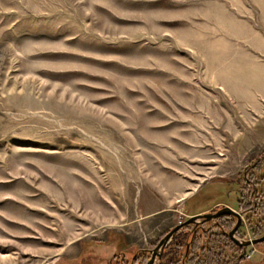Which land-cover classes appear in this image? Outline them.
I'll use <instances>...</instances> for the list:
<instances>
[{"label":"rangeland","instance_id":"rangeland-1","mask_svg":"<svg viewBox=\"0 0 264 264\" xmlns=\"http://www.w3.org/2000/svg\"><path fill=\"white\" fill-rule=\"evenodd\" d=\"M253 182L264 0H0V264H130L223 206L259 238ZM232 243L205 264L264 260Z\"/></svg>","mask_w":264,"mask_h":264},{"label":"trees","instance_id":"trees-1","mask_svg":"<svg viewBox=\"0 0 264 264\" xmlns=\"http://www.w3.org/2000/svg\"><path fill=\"white\" fill-rule=\"evenodd\" d=\"M253 183L255 187L254 189L255 193L253 195L256 204L255 206L263 207L264 204L262 203V198L264 194L260 192V188H259L260 184L257 182H253ZM238 197L239 198L237 200V208L243 211L250 212L251 211L250 202L244 200L242 194H239ZM213 222L214 223L205 222L208 224V226L206 227H200L205 224L204 222L199 224L182 225L179 228V230L173 235L171 241L167 245L166 249L163 251L162 262L160 264H178L180 261V256H182L183 253L185 252L187 244L189 245V247L184 258L185 263L205 264L206 257L214 256V254L212 253L211 254L207 253L209 250V246L207 245L208 241L213 240L214 238L215 239L224 238L225 241L232 243V241L228 238L227 232L234 224L235 218L231 215H221L215 218ZM198 228L201 229V231L193 234L194 231L197 230ZM170 229H168L162 236H164ZM146 260L147 257L142 258L139 261V264H143L144 262H146Z\"/></svg>","mask_w":264,"mask_h":264},{"label":"water","instance_id":"water-1","mask_svg":"<svg viewBox=\"0 0 264 264\" xmlns=\"http://www.w3.org/2000/svg\"><path fill=\"white\" fill-rule=\"evenodd\" d=\"M221 215H232L235 217V224L232 227V229L228 232V237L232 240V242L236 245H238L239 247H246L249 246L251 244H257L260 242L264 241V235L259 237V238H253L251 240H240L238 238H236L234 236V233L236 231V229L238 228V226L241 224V216H240V212H237L235 210H233L231 207L229 206H223L222 208L218 209L215 212H207V213H202V214H196V215H192L187 217V219L182 223V224H196L198 222L201 221H209L212 219H215L218 216ZM180 227V225H176L174 226L158 243V245L156 246V248L154 250H152L150 259L148 260V262L146 264H153V261L155 259V257L159 258L160 257V253L163 250V248L165 247V245L169 242L170 238L172 237V235L175 233V231ZM158 250V252H157Z\"/></svg>","mask_w":264,"mask_h":264},{"label":"flooded vegetation","instance_id":"flooded-vegetation-1","mask_svg":"<svg viewBox=\"0 0 264 264\" xmlns=\"http://www.w3.org/2000/svg\"><path fill=\"white\" fill-rule=\"evenodd\" d=\"M217 210H218V209H217ZM217 210H216V211H217ZM231 216H232V215H231ZM240 216H241V215H240ZM233 217H234V216H233ZM234 218H235V217H234ZM184 221H185V219H184L180 224H178V225H180V227H181L182 225H184V224H182ZM202 222L205 223L206 221H201V222H198V223H196V224H199V223H202ZM212 223H214V222L212 221ZM212 223H211V224H212ZM189 224H192V223H189ZM234 224H235V222H234ZM234 224L232 225V227L234 226ZM241 224H242V217H241ZM241 224L238 226V228L236 229L235 233L238 232V230L240 229ZM174 226H176V225H174ZM174 226H172V228H173ZM206 226H208L207 223H205L203 226H200V227H206ZM180 227H179V228H180ZM200 227H199V228H200ZM232 227H231V229H232ZM172 228H171V229H172ZM179 228L175 231V233L179 230ZM199 228H198L197 230H195L193 234H195L196 232L201 231V229H199ZM171 229H170V230H171ZM231 229H230V230H231ZM170 230H169V231H170ZM230 230H229V231H230ZM169 231H168V232H169ZM229 231H228V232H229ZM168 232H167V233H168ZM228 232H227V234H228ZM167 233H166V234H167ZM175 233H174V234H175ZM235 233H234V236H235ZM166 234H165V235H166ZM174 234H173V235H174ZM165 235H164V236H165ZM173 235H172V237H173ZM164 236H162V238H163ZM172 237L170 238L169 242L171 241ZM162 238H161V239H162ZM181 238H182V236H181ZM228 238H229V237H228ZM161 239H159V241H160ZM229 239H230V238H229ZM230 240H231V239H230ZM159 241L155 243V247H154L152 250H154V249L156 248V246L158 245ZM231 241H232V240H231ZM169 242L165 245V247H167V245L169 244ZM165 247H164L163 250L161 251V253H160V257L158 258V262H159V263L162 262V254H163V251L166 249ZM188 247H189V245L187 244V245H186L185 252L183 253L182 256H180V261H179L178 264H186L184 258H185V255H186V253H187ZM152 250L149 251L150 255H148V253H144V254L141 253V255L139 256V258L134 257V258L131 260L130 264H139V261H140L142 258L147 257L146 262L143 263V264H146V263L148 262V260L150 259V256H151V253H152ZM157 252H158V250H157ZM156 258H157V257H155V259H156ZM155 259H154V261H155ZM154 261H153V264H154ZM119 262H120V261H119ZM120 264H121V263H120Z\"/></svg>","mask_w":264,"mask_h":264},{"label":"built area","instance_id":"built-area-1","mask_svg":"<svg viewBox=\"0 0 264 264\" xmlns=\"http://www.w3.org/2000/svg\"><path fill=\"white\" fill-rule=\"evenodd\" d=\"M183 218V217H182ZM182 218H180L179 220H178V224H180L184 219H182ZM249 256V255H248ZM248 258V257H247Z\"/></svg>","mask_w":264,"mask_h":264},{"label":"crops","instance_id":"crops-1","mask_svg":"<svg viewBox=\"0 0 264 264\" xmlns=\"http://www.w3.org/2000/svg\"><path fill=\"white\" fill-rule=\"evenodd\" d=\"M260 261H261V264H264V260H263L262 258H261V260H260Z\"/></svg>","mask_w":264,"mask_h":264}]
</instances>
